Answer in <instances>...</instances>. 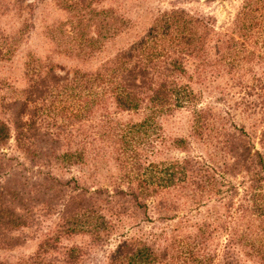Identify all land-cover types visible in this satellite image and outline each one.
Segmentation results:
<instances>
[{
  "label": "trees",
  "instance_id": "1",
  "mask_svg": "<svg viewBox=\"0 0 264 264\" xmlns=\"http://www.w3.org/2000/svg\"><path fill=\"white\" fill-rule=\"evenodd\" d=\"M36 1L0 0V17L20 18V33ZM105 1L53 0L65 19L44 27L52 52L86 62L127 34L132 22ZM214 23L161 11L93 70L27 57L25 87L0 101L8 115L0 119V249L19 243L13 233L36 212L56 223L14 264H79L84 249L60 238L84 236L97 247L113 234L104 264H264V0H242L223 29ZM7 39L0 36V61ZM204 93L224 108L201 104ZM177 109L190 114L188 135L166 146L161 119ZM9 140L21 160L3 151ZM192 143L202 157L155 160ZM52 167H76L96 183ZM149 208L157 221L182 215L170 229L119 233Z\"/></svg>",
  "mask_w": 264,
  "mask_h": 264
},
{
  "label": "rangeland",
  "instance_id": "2",
  "mask_svg": "<svg viewBox=\"0 0 264 264\" xmlns=\"http://www.w3.org/2000/svg\"><path fill=\"white\" fill-rule=\"evenodd\" d=\"M242 0H112L103 2L102 6L115 7L122 16L132 22V29L125 35L118 37L116 40L105 45L104 50L93 56L92 59L83 62L73 58H67L64 55L52 52V42L45 36L47 25L56 21L64 20L65 15L57 9L53 0L36 1L32 12L26 16V28H22L20 33H16L21 25V19L12 13L0 17V36L9 38L5 43H9L6 47L9 53L6 60L0 61V101L3 102L17 99L20 90L25 87V79L23 75V65L28 56L37 60H44L50 57L54 63L60 64L68 69L77 68L80 70H93L102 61L111 57L117 50L128 46L137 36L142 35L151 18L157 13L171 8L184 9L190 13L209 16L214 19L216 29L226 27L232 20L233 15L238 10ZM5 49V48H4ZM197 86L193 87L196 91ZM217 96L214 94H203L200 100L201 104L209 103L214 109L221 110L224 108L222 103H213ZM0 119L8 120L6 110L0 108ZM235 123H242V119L236 116ZM190 114L185 109H177L170 112L161 119L162 136L168 141L175 137L187 138L189 131ZM9 156H14L21 160L20 155L15 151L12 140L3 150ZM200 148H196L192 143L186 153H182L173 148L162 149V153L155 160L176 161L183 157H202ZM45 171V170H44ZM51 173L60 178H80L83 177L85 184L93 186L96 182L83 174L76 167L68 170H61L58 167H52ZM236 179V178H235ZM237 180V179H236ZM149 208L146 216L135 214L134 218H127L125 223L121 225L119 233L128 235L144 236L149 233H156L162 227L170 229L182 215L179 211L175 217L177 219L171 221H157V215ZM203 209H200L202 212ZM201 215L192 216L191 222L200 218ZM56 218L54 215L41 216L36 212V221L33 224L21 228L14 232V236L19 237V243L13 247L0 249V261L6 264H14L29 257L36 249L38 243L51 234ZM136 224L137 226L133 227ZM115 235V234H113ZM111 235L108 242L103 246L91 247L88 245V239L84 236H74L69 238H60L61 246H79L84 249V255L79 264H104V259L109 251L117 244L118 236Z\"/></svg>",
  "mask_w": 264,
  "mask_h": 264
}]
</instances>
